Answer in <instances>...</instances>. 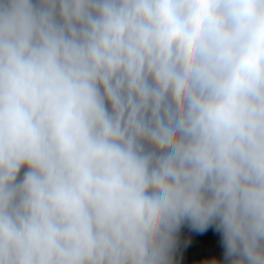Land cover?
Listing matches in <instances>:
<instances>
[{
	"label": "clouds",
	"instance_id": "9594fccd",
	"mask_svg": "<svg viewBox=\"0 0 264 264\" xmlns=\"http://www.w3.org/2000/svg\"><path fill=\"white\" fill-rule=\"evenodd\" d=\"M209 228L204 264H264V0H0V264Z\"/></svg>",
	"mask_w": 264,
	"mask_h": 264
},
{
	"label": "rangeland",
	"instance_id": "374dc122",
	"mask_svg": "<svg viewBox=\"0 0 264 264\" xmlns=\"http://www.w3.org/2000/svg\"><path fill=\"white\" fill-rule=\"evenodd\" d=\"M191 251L194 256H197V264L200 257H206L208 260L212 258L222 259L223 247L220 240V234L209 228L208 231L197 234L191 244Z\"/></svg>",
	"mask_w": 264,
	"mask_h": 264
},
{
	"label": "trees",
	"instance_id": "16d2710c",
	"mask_svg": "<svg viewBox=\"0 0 264 264\" xmlns=\"http://www.w3.org/2000/svg\"><path fill=\"white\" fill-rule=\"evenodd\" d=\"M187 230H184V235H187ZM191 244L190 243L187 247L181 249L176 257L177 264H197V256H194L191 251ZM199 263L204 264L206 260H208L206 257H200Z\"/></svg>",
	"mask_w": 264,
	"mask_h": 264
}]
</instances>
